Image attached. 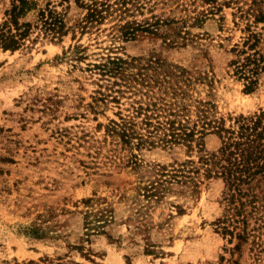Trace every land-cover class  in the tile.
Returning <instances> with one entry per match:
<instances>
[{
    "label": "rangeland",
    "instance_id": "374dc122",
    "mask_svg": "<svg viewBox=\"0 0 264 264\" xmlns=\"http://www.w3.org/2000/svg\"><path fill=\"white\" fill-rule=\"evenodd\" d=\"M13 1L0 0V24ZM36 1L42 8L49 0ZM50 1L69 19L83 15L74 3ZM181 2L188 12L172 2L160 3L154 12L186 19L183 31H191L186 43L182 37L172 42L180 29L171 25L163 27L171 38L140 32L133 39L104 25L99 32L79 35V41L71 32L62 42L40 38L16 52L0 49V264H264V256L257 260L248 248L233 252L235 243L217 231L214 223L223 212L220 181L205 182L199 198L172 192L148 207L135 186L147 179L150 166L183 160L184 153L132 149L106 134L105 126L119 120L125 108L99 93V70L93 64L109 56L154 61L155 66L161 62L157 72L163 75L181 67L206 77L191 92L213 100L228 123L264 107V78L258 90L247 93L230 65L232 49L249 29L264 34V23L255 26L242 16L254 0ZM37 17L36 10L23 20ZM100 208L110 210V224L88 232L83 217L91 212L93 225L99 226L95 214ZM34 227L45 235L30 233Z\"/></svg>",
    "mask_w": 264,
    "mask_h": 264
},
{
    "label": "trees",
    "instance_id": "16d2710c",
    "mask_svg": "<svg viewBox=\"0 0 264 264\" xmlns=\"http://www.w3.org/2000/svg\"><path fill=\"white\" fill-rule=\"evenodd\" d=\"M57 1L70 4L68 7L76 4L83 15L78 20L69 19L50 0L42 8L36 0H14L0 24V49L16 52L33 47L30 44H37L40 38L62 42L71 32L73 39L79 41V35L99 32L104 25H109L112 32L120 33L124 39H133L140 32L171 38L172 34L163 28L171 25L180 29L175 32L173 43L178 42L176 37H182L184 43L191 40V31H183L186 19L164 18L154 12L160 3L170 5V2L188 12V4L181 0ZM36 10V21L23 20ZM146 12L152 16H145ZM205 14L203 11L193 16L194 24ZM141 15L145 17L139 18ZM242 16L255 26L264 23V0H254ZM253 24L249 23V27ZM249 30L244 42L232 49L235 58L230 65L235 75L245 82V91L253 93L264 78V47L261 46L264 34ZM156 62L155 66L154 61L143 64L139 58L109 56L93 64L99 70L102 100H110L119 108L125 106L118 112L119 120L113 119L105 126L108 137L132 149L161 147L175 155L181 150L185 155L183 160L175 157L169 165L150 166L147 179L135 186L138 198L148 207L160 203L172 192L199 198L205 182L220 181L223 212L214 223L217 231L230 244L235 243L233 252L243 254L248 248L255 259H261L264 256V107L231 117L228 123L213 100L196 98L191 92V87L195 89L196 82L208 80L206 77H196L181 67L163 75L157 72L163 64ZM152 69L155 71L151 72ZM138 163L139 157L134 154V164ZM91 201L88 199L86 203ZM109 212L108 208H100L95 214L99 217L96 220L99 226L93 225V214L88 212L83 217L84 227L88 232L97 228L104 231L111 221ZM53 221L56 225L59 223L58 219ZM29 231L37 237L46 233L39 227ZM22 264L38 263L32 260Z\"/></svg>",
    "mask_w": 264,
    "mask_h": 264
}]
</instances>
